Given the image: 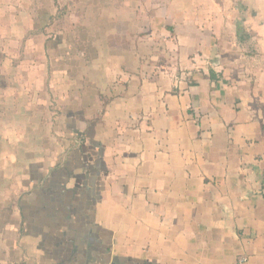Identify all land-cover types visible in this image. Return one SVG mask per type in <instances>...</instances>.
I'll list each match as a JSON object with an SVG mask.
<instances>
[{
	"label": "crops",
	"instance_id": "obj_1",
	"mask_svg": "<svg viewBox=\"0 0 264 264\" xmlns=\"http://www.w3.org/2000/svg\"><path fill=\"white\" fill-rule=\"evenodd\" d=\"M264 264V0H0V264Z\"/></svg>",
	"mask_w": 264,
	"mask_h": 264
},
{
	"label": "built area",
	"instance_id": "obj_2",
	"mask_svg": "<svg viewBox=\"0 0 264 264\" xmlns=\"http://www.w3.org/2000/svg\"><path fill=\"white\" fill-rule=\"evenodd\" d=\"M247 261L246 258H241L240 260H238V262L236 264H245Z\"/></svg>",
	"mask_w": 264,
	"mask_h": 264
}]
</instances>
